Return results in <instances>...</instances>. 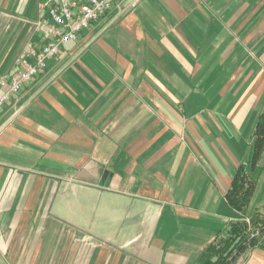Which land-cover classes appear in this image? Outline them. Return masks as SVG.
Listing matches in <instances>:
<instances>
[{"label":"crops","instance_id":"1","mask_svg":"<svg viewBox=\"0 0 264 264\" xmlns=\"http://www.w3.org/2000/svg\"><path fill=\"white\" fill-rule=\"evenodd\" d=\"M133 1L0 111V264H194L264 214V0ZM40 3L0 0V76L44 44ZM237 258L264 264V243Z\"/></svg>","mask_w":264,"mask_h":264},{"label":"built area","instance_id":"2","mask_svg":"<svg viewBox=\"0 0 264 264\" xmlns=\"http://www.w3.org/2000/svg\"><path fill=\"white\" fill-rule=\"evenodd\" d=\"M128 2L137 1L41 0L43 17L38 25L48 27L43 35L45 42L41 47L30 44L17 60L14 73L0 76V111L11 101H17L26 85L46 72L51 59L58 57L66 44L79 42L81 33L110 12L117 10L124 15ZM251 236L264 243V231L252 229Z\"/></svg>","mask_w":264,"mask_h":264},{"label":"trees","instance_id":"3","mask_svg":"<svg viewBox=\"0 0 264 264\" xmlns=\"http://www.w3.org/2000/svg\"><path fill=\"white\" fill-rule=\"evenodd\" d=\"M255 138L250 157L252 173L259 172L257 165L264 151V112L258 120ZM232 184L233 187L227 195L230 205L239 211L247 209L254 186L252 176L248 173V168L245 165L239 168ZM255 228L260 229L261 232L264 231V214L261 212H255L249 222L236 221L231 224L226 237L212 243L194 264H236L240 251L262 244L259 238L251 236L252 229ZM214 258L217 259L215 263L213 262Z\"/></svg>","mask_w":264,"mask_h":264}]
</instances>
